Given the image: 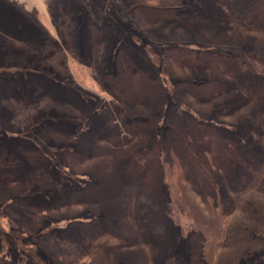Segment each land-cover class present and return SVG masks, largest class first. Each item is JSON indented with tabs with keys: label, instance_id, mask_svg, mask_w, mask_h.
I'll list each match as a JSON object with an SVG mask.
<instances>
[{
	"label": "rangeland",
	"instance_id": "374dc122",
	"mask_svg": "<svg viewBox=\"0 0 264 264\" xmlns=\"http://www.w3.org/2000/svg\"><path fill=\"white\" fill-rule=\"evenodd\" d=\"M144 1L183 15L153 21L130 0H0V264H196L192 232L203 264H264L258 18L242 0ZM177 45L213 64L165 61ZM220 48L252 56L222 62ZM119 50L164 91L155 124L133 138L114 113L106 123L101 76ZM212 78L222 87L207 99L181 84ZM180 112L210 125L194 142L201 167L173 134Z\"/></svg>",
	"mask_w": 264,
	"mask_h": 264
},
{
	"label": "trees",
	"instance_id": "16d2710c",
	"mask_svg": "<svg viewBox=\"0 0 264 264\" xmlns=\"http://www.w3.org/2000/svg\"><path fill=\"white\" fill-rule=\"evenodd\" d=\"M171 0H169L170 2ZM241 4H249L258 18L253 28L258 27L264 32V0H242ZM157 5L148 6L144 0H130L125 6L128 10L139 12L147 19L155 21L170 22L172 19L181 17V9L183 6L178 5ZM147 5V6H146ZM232 10V9H231ZM233 13V11H232ZM228 16L230 14H227ZM228 16H220L227 18ZM99 28L94 24H89V40L94 45L96 37L99 33ZM229 49V48H228ZM231 50V49H230ZM233 50V49H232ZM208 50L204 48L181 47L171 46L167 47L164 51V60H171L179 65L189 66H210L213 64L205 62L204 58L207 57ZM218 60L234 59L238 63L246 64V59L251 58L249 53L239 54L237 52H228L220 48L217 52ZM259 62V61H257ZM102 82L106 84L108 90L111 91L110 100L106 103V123L107 125H114L111 122V114L121 121L126 130L127 136L133 138L140 135L143 129H151L155 121L164 108V91L158 75H151L145 69L140 67L135 60L128 55L125 50H119L115 54V67L113 72H103L101 76ZM194 96L207 99L208 97L221 91V84L215 79H209L206 82H191L190 80L181 82ZM149 103L150 109H147ZM145 109L143 118H137L138 112ZM111 112V113H110ZM109 113V114H108ZM124 114H128V119L123 118ZM182 121L175 126L173 134L178 139L184 153L199 167L203 163L198 159L196 143H201L205 138L206 132H209L210 125L202 120L190 116L188 113L180 112ZM179 115V114H178ZM108 117V118H107ZM184 122V123H183ZM180 124H185L186 129H181ZM112 127V126H111ZM214 132L212 131L211 135ZM210 134V133H209ZM204 137V138H203ZM204 169V168H203ZM206 172V171H205ZM202 236L192 232L188 237L189 243V257L192 262L196 264H203L197 259L202 247ZM175 260V259H174Z\"/></svg>",
	"mask_w": 264,
	"mask_h": 264
}]
</instances>
